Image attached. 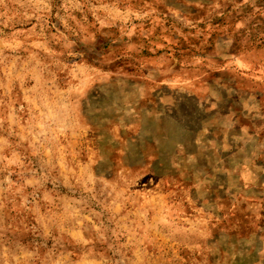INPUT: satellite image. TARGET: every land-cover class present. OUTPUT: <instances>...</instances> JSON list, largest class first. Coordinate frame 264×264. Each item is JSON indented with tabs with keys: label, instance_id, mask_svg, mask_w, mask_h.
Here are the masks:
<instances>
[{
	"label": "rangeland",
	"instance_id": "obj_1",
	"mask_svg": "<svg viewBox=\"0 0 264 264\" xmlns=\"http://www.w3.org/2000/svg\"><path fill=\"white\" fill-rule=\"evenodd\" d=\"M0 264H264V0H0Z\"/></svg>",
	"mask_w": 264,
	"mask_h": 264
}]
</instances>
